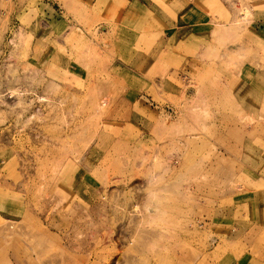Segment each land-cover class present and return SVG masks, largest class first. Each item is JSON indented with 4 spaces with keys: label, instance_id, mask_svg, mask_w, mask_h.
Returning a JSON list of instances; mask_svg holds the SVG:
<instances>
[{
    "label": "rangeland",
    "instance_id": "obj_1",
    "mask_svg": "<svg viewBox=\"0 0 264 264\" xmlns=\"http://www.w3.org/2000/svg\"><path fill=\"white\" fill-rule=\"evenodd\" d=\"M234 1L238 25L251 20L250 1ZM66 10L70 23L47 36L39 0H0V264L264 252V216L252 215L264 207V79L253 80L264 74L244 69L264 70V48L248 27L213 35L207 56L191 58L200 72L147 74L138 100L113 71V19ZM252 95L260 104H243Z\"/></svg>",
    "mask_w": 264,
    "mask_h": 264
},
{
    "label": "crops",
    "instance_id": "obj_2",
    "mask_svg": "<svg viewBox=\"0 0 264 264\" xmlns=\"http://www.w3.org/2000/svg\"><path fill=\"white\" fill-rule=\"evenodd\" d=\"M249 1L246 6L251 10V20L248 19L240 25L235 20V9L238 6L234 0H64L63 4L53 0H39V7L45 22L49 23L46 25L47 36L57 34L50 29L57 23H70L71 17L67 15V8H84L95 17L100 18L101 14L106 19H113L109 20L112 22L103 23V33L107 34L110 40L109 49L113 64L118 61L114 64L113 71L118 75V79L127 78L135 82V87L140 89L138 94L134 92L138 100H148L147 90L153 87V79L147 74L156 71L169 74L202 71L204 65L199 64V67H196L197 65L191 63L196 60L191 58L207 56L213 35L218 40L225 36L233 38L242 28L248 27L249 42L264 48V0ZM62 5H65L66 9ZM183 54L186 55L185 62L178 70L164 64L167 58ZM244 69H247L250 75L264 74V70L252 66ZM263 77L259 76V80L255 76L253 80L259 83ZM165 87L167 85L163 83V88ZM251 98V101L246 100L243 104H260L258 97L254 96L253 99L252 95ZM253 211L252 215L257 217V221H254L260 222L264 216V207H254ZM239 245L245 246L243 242ZM248 250L239 256L231 252L226 253L215 264H264V252L257 246L255 251H251V244L248 245Z\"/></svg>",
    "mask_w": 264,
    "mask_h": 264
},
{
    "label": "bare ground",
    "instance_id": "obj_3",
    "mask_svg": "<svg viewBox=\"0 0 264 264\" xmlns=\"http://www.w3.org/2000/svg\"><path fill=\"white\" fill-rule=\"evenodd\" d=\"M241 14H243V13H241Z\"/></svg>",
    "mask_w": 264,
    "mask_h": 264
}]
</instances>
